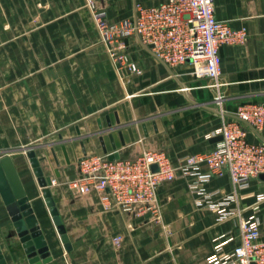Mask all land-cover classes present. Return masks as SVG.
<instances>
[{
	"label": "crops",
	"instance_id": "1",
	"mask_svg": "<svg viewBox=\"0 0 264 264\" xmlns=\"http://www.w3.org/2000/svg\"><path fill=\"white\" fill-rule=\"evenodd\" d=\"M97 1L118 22L134 18L138 5L166 0ZM215 7L219 20L249 34L245 45L222 46L220 89L192 76L190 63H163L137 38L130 40V57L139 72L120 70L101 43L86 0H0V161L10 158L19 174L49 247L47 264H206L214 239L238 230L250 216L246 209L221 220L218 211L197 203L187 180L158 188L159 219L107 207L102 194L79 195L68 184L89 155L134 158L152 149L176 162L209 152L219 143L214 139L221 136L224 115L244 104H264V0H215ZM248 138L264 141V127ZM31 149L45 158L41 166L53 178L50 189L71 250L33 172ZM231 190L227 174L206 185L207 192H220L216 204ZM261 193L264 174L228 209L249 208ZM0 247L8 264H31L1 193Z\"/></svg>",
	"mask_w": 264,
	"mask_h": 264
},
{
	"label": "built area",
	"instance_id": "2",
	"mask_svg": "<svg viewBox=\"0 0 264 264\" xmlns=\"http://www.w3.org/2000/svg\"><path fill=\"white\" fill-rule=\"evenodd\" d=\"M86 1L109 57L120 70L132 73L139 72L130 57V40L137 38L163 63L172 68L190 63L192 76L209 79L213 87L220 89L222 46H240L249 41L246 29H234L217 18L215 0L138 5L134 18L118 22L109 20L97 0ZM224 116L219 130L223 140L209 152L182 156L176 162L165 151L152 149L134 158L115 160L89 155L79 160L78 176L69 181V187L79 195L102 194L107 207L115 206L137 216L149 213L159 219L158 188L167 182L187 180L190 192L198 196L197 203L218 211L221 220L246 209L251 211L249 217L240 220L238 230L214 239V250L206 264H264V193L249 208L238 206L241 192L264 174V141L251 142L248 138L251 132L259 135L264 127V104H244L231 117ZM204 164L208 167L205 172ZM225 174L230 177L232 190L216 204L212 200L220 192H207L206 185ZM232 203L237 207L228 209ZM115 241L119 243L121 237Z\"/></svg>",
	"mask_w": 264,
	"mask_h": 264
},
{
	"label": "water",
	"instance_id": "3",
	"mask_svg": "<svg viewBox=\"0 0 264 264\" xmlns=\"http://www.w3.org/2000/svg\"><path fill=\"white\" fill-rule=\"evenodd\" d=\"M145 47L149 48L148 46ZM222 140V136L214 139L215 142H220ZM63 150L67 155V148L63 147ZM27 155L38 183L43 189V197L50 209L51 215L53 216L57 230L62 236V241L65 244L66 249L71 250V243L66 227L56 207V203L50 189V186L53 184V178L45 176V171L41 166V162H43L45 158L39 159L36 152L32 149L29 150ZM109 159H119V155H110ZM153 170L157 171V166H153ZM0 193L3 202L7 207L8 213L12 218L14 228L21 240L25 254L31 264H47L50 258L49 247L45 237L43 236L39 222L34 214L32 204L29 202V198L26 195L25 188L23 187L19 174L10 158L0 161ZM0 264H8L1 247Z\"/></svg>",
	"mask_w": 264,
	"mask_h": 264
}]
</instances>
